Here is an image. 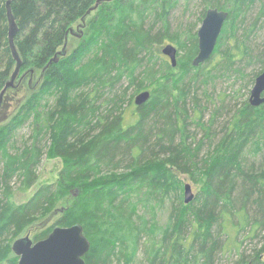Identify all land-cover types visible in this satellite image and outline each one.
<instances>
[{"label": "trees", "instance_id": "16d2710c", "mask_svg": "<svg viewBox=\"0 0 264 264\" xmlns=\"http://www.w3.org/2000/svg\"><path fill=\"white\" fill-rule=\"evenodd\" d=\"M6 1L0 93L16 66ZM95 2L11 0L21 70H41L42 79L0 125V264H18L14 241L73 191L55 227L81 225L86 264H264V104L249 102L264 71V0H197L198 23L210 8L230 13L198 67L199 24L172 23L194 0L104 2L79 46L60 54ZM144 91L151 97L137 106ZM48 156L64 161L58 182L16 202ZM187 183L198 187L189 204Z\"/></svg>", "mask_w": 264, "mask_h": 264}, {"label": "water", "instance_id": "95a60500", "mask_svg": "<svg viewBox=\"0 0 264 264\" xmlns=\"http://www.w3.org/2000/svg\"><path fill=\"white\" fill-rule=\"evenodd\" d=\"M102 1L106 0H97L96 5L88 13L95 10V7ZM6 6L9 20V46L16 61V66L0 93V111L6 92L8 89L16 86V80L20 75L23 65V60L15 43L19 26L12 11L11 0L7 2ZM229 14L228 11L217 8L207 10L197 32L199 52L193 61L194 67L206 63L213 56ZM162 52L170 59L173 66L177 65V49L175 46L167 44ZM54 61H58L57 56L54 58ZM150 97V91L141 92L136 96L135 103L137 106H142ZM249 102L254 107L264 104V71L255 80L250 92ZM194 198L195 193L193 192L192 185L190 183L185 184V203H191ZM89 249L90 243L79 224L70 227L57 226L47 238L36 242L28 236L18 238L12 245L13 252L19 256L18 264H86L85 255Z\"/></svg>", "mask_w": 264, "mask_h": 264}, {"label": "rangeland", "instance_id": "374dc122", "mask_svg": "<svg viewBox=\"0 0 264 264\" xmlns=\"http://www.w3.org/2000/svg\"><path fill=\"white\" fill-rule=\"evenodd\" d=\"M8 1L10 0H7L6 2ZM112 1L114 0L111 1L106 0L105 2L109 3ZM2 5L4 4H2V0H0V8H2ZM101 5H103V2L99 3V5L95 7V10L91 11L86 16L85 18L86 22L91 20L98 14V11L102 9ZM199 13H200V7L197 0H194V3L190 9L185 6V2H182L180 6L173 12L172 23L174 25V29L178 27V25L184 26L186 23L189 24L195 22L198 19ZM7 19H8V15H7ZM81 22H82L81 19H79L71 26V28L73 29V33L75 34L70 33L67 37L65 45L59 48V51L65 49V55L71 54V52H73L81 42L82 37L77 36L76 34L77 33L82 34V32L86 30V26H87V24H85L86 26L84 28L81 27L82 29L81 30L79 27ZM196 22L198 23V21ZM198 24L199 25L197 29H199L201 22H199ZM4 41H5L4 38L0 39V49L3 48ZM262 41L264 43V38L261 40V42ZM41 77H42L41 70L36 69L35 71H32V73L28 69L21 70L20 75L16 80V86L8 89L5 94L4 103L0 111V125L8 122L18 112L22 104L40 86L42 79ZM220 88L218 90L227 91L226 84L220 85ZM31 132L32 129L30 125H26V127L21 130L19 137L20 138L22 137L21 139L24 138V140H26L28 139ZM63 166H64V161L61 158H55V157L53 158L49 156L44 157L42 160V164L38 168V173H39L38 182L28 192L16 193L15 201L18 203L27 201L30 197H32V195L41 185L56 184L59 180V173ZM192 189L193 192L196 193V191L198 190L197 185L193 183ZM76 194L77 191H73L69 196L63 199L62 202H60L56 207V209H54L51 213L30 224L27 228H25L23 233L20 235V238L28 236L36 242L37 237L40 236L42 233L47 231H50V233H52V231L55 229L56 222L62 216L65 209L72 203ZM11 256H13V254H11Z\"/></svg>", "mask_w": 264, "mask_h": 264}, {"label": "flooded vegetation", "instance_id": "af4514ba", "mask_svg": "<svg viewBox=\"0 0 264 264\" xmlns=\"http://www.w3.org/2000/svg\"><path fill=\"white\" fill-rule=\"evenodd\" d=\"M102 2L104 3L105 1H102ZM94 6H95V5H94ZM94 6H93V7H94ZM91 8H92V7H91ZM81 21H82V22H81V24H80V26H79L80 29H81V27L84 28V27L86 26L85 24H87L85 18H82ZM81 30H82V29H81ZM83 31H84V30H83ZM70 33H71V34H75V33H73V29H72V28H70V30H69V32H68V35H69ZM83 34H84V32H82V34L77 33L76 35L82 37ZM67 37H68V36H67ZM60 52L63 53V54H65V49H62V51H60ZM47 237H48V236H47ZM32 240H33V239H32ZM33 241H34V240H33ZM37 241H38V240H37Z\"/></svg>", "mask_w": 264, "mask_h": 264}]
</instances>
